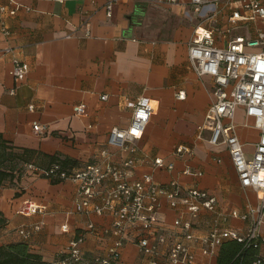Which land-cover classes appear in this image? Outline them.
<instances>
[{
	"label": "crops",
	"instance_id": "obj_1",
	"mask_svg": "<svg viewBox=\"0 0 264 264\" xmlns=\"http://www.w3.org/2000/svg\"><path fill=\"white\" fill-rule=\"evenodd\" d=\"M14 1L19 7L6 18L10 33L0 31V136L7 151L27 150V159L18 161L23 168H13L11 181L0 184V244L25 241L43 260L56 264L59 253L87 222L109 223L108 216L74 211V182L37 175L27 165L46 166L52 155L79 165L94 161L111 126L129 123V101L139 95L152 100L154 112L136 141L139 164L134 176L148 172L159 183L175 179L183 186L206 189L216 196L223 213L256 202L255 192L239 185L226 146L210 144L208 129L195 137L213 100L215 83L211 75H197L188 59L195 27L186 25L183 15L192 12L196 20L190 0H122L109 8L108 0ZM253 29L251 22L232 32L251 35ZM15 58L27 64L19 81L10 72ZM179 91L183 99L176 97ZM77 103L85 104L84 113H73ZM233 122L250 156L259 132L242 107L236 108ZM34 123L42 129L33 130ZM179 144L192 146L193 154H173ZM154 157L171 162L172 168H153L148 158ZM187 165L200 174L182 173ZM25 200L42 204L45 210L20 214ZM157 216L171 225L175 213L162 202ZM36 222L41 226L29 238L18 234L19 226ZM228 222L240 229L247 224L236 218ZM63 223L66 232L60 229ZM95 239L88 234L84 241L87 258L104 245ZM122 258L137 262L136 248L126 245ZM195 264H217L216 256L198 254Z\"/></svg>",
	"mask_w": 264,
	"mask_h": 264
},
{
	"label": "built area",
	"instance_id": "obj_2",
	"mask_svg": "<svg viewBox=\"0 0 264 264\" xmlns=\"http://www.w3.org/2000/svg\"><path fill=\"white\" fill-rule=\"evenodd\" d=\"M117 1L122 0H108L107 7ZM162 1L177 3V0ZM190 3L199 22L188 42V59L197 75H211L215 83L213 100L195 137L200 138L203 129H208L210 144L226 146L239 185L253 190L256 202H246L240 209L223 213L216 196L206 189L183 186L175 179L159 183L148 172L134 176L139 164L136 141L142 137L154 112L152 100L139 95L129 101V123L124 127L111 126L106 144L94 161L71 168L58 163L46 168L27 165L37 175L74 182L75 212L110 219L107 225L100 226L87 222L60 252L56 264H195L198 254L215 257L220 245L232 239L253 246L256 253L252 264H264L261 230L264 225V0H190ZM18 7L14 0L0 1V31L5 36L10 33L6 18L13 16ZM221 21L224 23L220 24ZM251 22L254 26L251 35L232 32ZM26 71L25 62L13 59L10 72L15 81L21 80ZM176 97L183 99L184 93L179 91ZM100 98L106 99V94ZM237 107L244 109L245 116L252 119L259 132L250 156L235 132L233 119ZM27 108L33 110L34 106L28 104ZM84 111V103L74 104V114ZM32 127L36 131L42 129L38 123ZM173 154L191 156L193 147L179 144ZM148 159L153 168H172V163L164 162L161 157ZM182 173L200 174L188 165ZM162 202L175 213L171 225H165L157 216ZM44 210V205L25 200L18 212L30 215ZM229 218L247 224L240 229L231 226ZM40 226L41 222L22 225L17 232L27 239ZM60 229L68 231L67 224L63 223ZM88 234L104 245L87 258L83 244ZM128 244L138 252L135 263L122 258L123 248Z\"/></svg>",
	"mask_w": 264,
	"mask_h": 264
},
{
	"label": "trees",
	"instance_id": "obj_3",
	"mask_svg": "<svg viewBox=\"0 0 264 264\" xmlns=\"http://www.w3.org/2000/svg\"><path fill=\"white\" fill-rule=\"evenodd\" d=\"M27 150L21 154L14 151H7L4 140L0 136V184L4 180L13 178L12 170L18 161L25 162ZM53 163H58L63 168L79 166L76 160L68 157L60 158L58 156H49L48 165L39 168L49 167ZM31 164V163H28ZM256 250L253 246H245L242 242L236 240H226L218 248L216 254L217 264H252V259ZM60 258V256H59ZM58 258V259H59ZM0 264H52L42 259L41 255L31 251L25 241H15L0 244Z\"/></svg>",
	"mask_w": 264,
	"mask_h": 264
},
{
	"label": "rangeland",
	"instance_id": "obj_4",
	"mask_svg": "<svg viewBox=\"0 0 264 264\" xmlns=\"http://www.w3.org/2000/svg\"><path fill=\"white\" fill-rule=\"evenodd\" d=\"M192 12H190V13H186V14H184L183 16V18H184V23L186 24V25H189V26H193V27H195L196 26V24L199 22V17H195L196 18V20H194L193 19V17H192V14H191ZM193 13H194V11H193ZM195 25V26H194ZM15 168H18V169H22L23 167L22 166H20L19 165V162H16V164H15V166H14ZM60 254V253H59ZM196 263V262H195Z\"/></svg>",
	"mask_w": 264,
	"mask_h": 264
}]
</instances>
